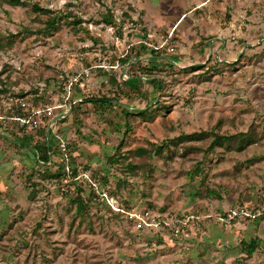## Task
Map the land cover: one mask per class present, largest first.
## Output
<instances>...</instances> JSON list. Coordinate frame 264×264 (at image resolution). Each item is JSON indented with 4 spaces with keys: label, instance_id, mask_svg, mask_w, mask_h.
<instances>
[{
    "label": "rangeland",
    "instance_id": "obj_1",
    "mask_svg": "<svg viewBox=\"0 0 264 264\" xmlns=\"http://www.w3.org/2000/svg\"><path fill=\"white\" fill-rule=\"evenodd\" d=\"M23 1L0 0V264H264L263 244L246 252L259 219L218 221L264 191V0ZM34 4L61 16L57 30ZM102 96L119 106H79ZM35 99L55 107L44 167L30 149L42 137L9 118ZM212 129L258 140L171 146L151 171L127 168L129 151Z\"/></svg>",
    "mask_w": 264,
    "mask_h": 264
},
{
    "label": "trees",
    "instance_id": "obj_2",
    "mask_svg": "<svg viewBox=\"0 0 264 264\" xmlns=\"http://www.w3.org/2000/svg\"><path fill=\"white\" fill-rule=\"evenodd\" d=\"M10 4L15 5V6H20L24 5L25 2L23 0H8ZM32 10L38 15V18L40 19L41 16L45 17V28L46 31L49 33L52 30H57L58 25L61 20V16L54 12L51 11L47 7H42L39 4H34L32 5ZM108 24H113L114 21L112 18L110 20H106ZM128 58H123L121 62L126 63ZM110 81L118 85V90L121 92L122 88L120 87L121 85L118 83L117 79L115 76H111ZM0 82L2 83V80L0 79ZM154 86L157 88L158 82L157 80L153 81ZM125 84V83H122ZM118 91V92H119ZM6 90H0V93H4ZM18 97H23L24 95H17ZM43 99V97L41 98ZM41 99H35V104L34 105H29L27 106L26 110L21 106L22 103H26L23 101H17L16 107L13 108L14 113H10L9 118L15 117L17 119H13L12 121L20 122L18 119L20 118H25L29 115V111L31 107H42L38 106L37 102L38 100ZM118 97L114 98H109L106 96H102L100 98H89V99H84L82 100L79 104L81 106L82 103H89L91 105L95 106H108V107H118L119 106V101ZM27 104V103H26ZM28 105V104H27ZM50 106H43L42 108H46ZM73 110L75 107L72 108ZM127 113H130L128 110H126ZM140 114H145V111H141ZM15 115V116H14ZM22 127H30L31 129H35L37 134H39L42 137V142H38L35 147H31L30 149L32 151H35L36 153V158H35V165L39 167H44L47 163L51 162V154H52V149L54 148L52 146V134L51 131L47 132L45 128H33L30 125H22ZM1 136V133H0ZM257 134L253 131H246V132H238L234 134H220L216 132L214 129L209 130V131H196L188 134H181L173 139H170L168 141L163 142L162 144L159 145H154L151 144L150 146L147 147H139L136 150L129 151L128 154H126V158H130V162L127 164V168L129 172H131L133 175L137 174L139 170H142L143 172H149L152 170V165L150 162H148V159H152L155 156H158L160 158H165L166 153H172L173 149H171V146L174 148H177L179 145L182 146V153L184 155L191 154L193 152H215L217 148H226L229 151H236L240 152L244 150L246 145H250L253 143H256ZM186 143H188L186 145ZM199 144V145H196ZM56 148V147H55ZM57 149L60 151L59 143H57ZM63 155V153H62ZM64 156L67 158V154L65 153ZM138 159L137 161H135ZM63 164H66V168L68 169V172H70L74 177L77 176V169L73 167L72 162L70 164H67L65 159L63 158ZM111 162H115L114 157L110 159ZM66 169V170H67ZM71 169V171H70ZM202 169L199 166H196V170L194 172L195 175L200 174ZM64 175V173H63ZM57 179L61 178L60 175L56 176ZM105 180V179H104ZM211 190H207V194L211 195L213 194ZM262 191L261 193H263ZM260 193V194H261ZM260 194L258 195L259 199V205L253 206V207H248L247 209H252L255 210L258 208L260 205L263 204V199H261ZM35 194L33 193V196ZM76 203V216H79L81 220L86 217V212H87V206H88V201H84L80 196H77L76 199L73 201ZM236 208H240L237 207ZM222 215V214H221ZM259 222H262L264 225V215L262 218L259 219ZM260 244L264 245V239H252L249 244H246V252L248 257H252L254 252L259 248Z\"/></svg>",
    "mask_w": 264,
    "mask_h": 264
},
{
    "label": "built area",
    "instance_id": "obj_3",
    "mask_svg": "<svg viewBox=\"0 0 264 264\" xmlns=\"http://www.w3.org/2000/svg\"><path fill=\"white\" fill-rule=\"evenodd\" d=\"M21 106L27 109V104L22 103ZM55 107H31L29 111V115L25 118H20L18 121L21 125H30L33 128H45L48 132L54 128L55 125ZM59 139V138H58ZM59 147L62 152H65L66 145L63 139H59ZM261 199H263V204L260 205L255 210L246 209V208H234L230 209L227 213H223L218 217V221H220L224 225H230L234 220L237 219H250L257 220L262 218L264 215V192L260 194ZM262 238L264 239V228Z\"/></svg>",
    "mask_w": 264,
    "mask_h": 264
},
{
    "label": "water",
    "instance_id": "obj_4",
    "mask_svg": "<svg viewBox=\"0 0 264 264\" xmlns=\"http://www.w3.org/2000/svg\"><path fill=\"white\" fill-rule=\"evenodd\" d=\"M57 119H59V117H58ZM57 119H56V120H57ZM47 132H48V131H47Z\"/></svg>",
    "mask_w": 264,
    "mask_h": 264
}]
</instances>
